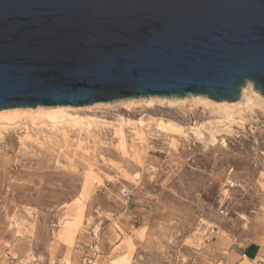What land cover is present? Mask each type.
<instances>
[{"label": "rangeland", "instance_id": "rangeland-1", "mask_svg": "<svg viewBox=\"0 0 264 264\" xmlns=\"http://www.w3.org/2000/svg\"><path fill=\"white\" fill-rule=\"evenodd\" d=\"M246 97L233 121L197 104L204 96L96 103L79 113L103 124L68 129L67 144L49 125L28 123L29 139L24 123L9 128L0 137V264L30 253L43 264H80L74 248L90 243L94 226L109 254L99 264H264V96L252 85ZM120 117L145 125L140 140L125 126V156L113 130ZM160 120L182 131L163 132ZM90 171L70 246L59 229ZM212 226L219 233L204 236Z\"/></svg>", "mask_w": 264, "mask_h": 264}, {"label": "water", "instance_id": "water-1", "mask_svg": "<svg viewBox=\"0 0 264 264\" xmlns=\"http://www.w3.org/2000/svg\"><path fill=\"white\" fill-rule=\"evenodd\" d=\"M264 96V0H0V111Z\"/></svg>", "mask_w": 264, "mask_h": 264}, {"label": "bare ground", "instance_id": "bare-ground-1", "mask_svg": "<svg viewBox=\"0 0 264 264\" xmlns=\"http://www.w3.org/2000/svg\"><path fill=\"white\" fill-rule=\"evenodd\" d=\"M249 87H252V85L248 84L247 87H245V89L243 90V93H242L243 98L237 102H227V101L216 102V101H213L207 97H204L205 99H197L196 103L197 104H203L204 106L210 107L213 111H216L217 113L221 114L224 119H228L229 121H233L235 111L241 106L242 100L247 98L246 97L247 96V89ZM184 100H187V98L181 99V100L177 99V102H185ZM250 100L251 99L248 98L246 102L248 103ZM140 101H142V100L130 98V99H128V102H129L128 107L133 106L134 104H138ZM147 103L149 104V106H150V104L153 105L152 104L153 101H149ZM87 108H90V107H87V106L86 107L38 106L37 108H17V109L2 110V111H0V137L3 138L6 131L9 128H12V127L16 128L19 124L24 123V125H25L24 129L27 133V138L29 139L30 128L27 126L28 123H30L33 126L39 125V124H41V125L45 124L47 126L49 125L54 130L57 129L58 131L59 130H61V132L63 131V138L65 140V143L67 144L66 138H67L68 129L78 128V127H81V129L83 127L84 128L85 127L92 128L95 125L97 126L98 124H103V122L100 123V121L95 117H91V116L85 117L86 115L83 116L79 113L80 110L87 109ZM120 118L121 119H119L120 120L119 123H117L118 125L113 127V130H114V135L118 140V148L122 152V154L125 156V155H128V148H127V142L128 141H127L125 126L129 125L132 128V131L134 132L135 138L140 140L143 138V134H145V132H144L145 125H144L143 120H140L138 122H136V121L134 122V121L129 120V119H124L123 117H120ZM156 127L158 129H161L163 132L164 131L167 132L169 130L175 131V132H181L182 131L178 128L177 124H175L174 122H165L163 120L157 121ZM197 130L195 131V134L196 135L198 134V136L201 135V133L199 131L200 129H197ZM37 139H38V137H37ZM93 175H94V173H92L91 171L87 174V178H86L87 183L85 184L84 189L81 192V196L78 199H76V201H75L76 202L75 203L76 204L75 214L74 215L72 214L73 216L71 217V219H70V217H69V219H66L61 224V227L59 229L58 234L60 236V239L64 240V242L70 246L73 245V242L76 238V235H77L78 231L81 230L80 228L83 226V223H84V213H85L84 212V203L90 195L91 190H90V185H89L90 182L89 181H90V179L93 178ZM121 264H130L129 257L123 258Z\"/></svg>", "mask_w": 264, "mask_h": 264}, {"label": "built area", "instance_id": "built-area-1", "mask_svg": "<svg viewBox=\"0 0 264 264\" xmlns=\"http://www.w3.org/2000/svg\"><path fill=\"white\" fill-rule=\"evenodd\" d=\"M217 226H212L207 228L203 235L206 237L215 236L219 233ZM91 241L87 245H77L74 248V251L79 255L80 264H98L97 259L102 254L100 250V241H101V229L97 226H94L90 230ZM247 255H243L245 259ZM43 258L35 253L28 254L22 261L21 264H43ZM47 264H57L55 260L48 259Z\"/></svg>", "mask_w": 264, "mask_h": 264}, {"label": "crops", "instance_id": "crops-1", "mask_svg": "<svg viewBox=\"0 0 264 264\" xmlns=\"http://www.w3.org/2000/svg\"><path fill=\"white\" fill-rule=\"evenodd\" d=\"M101 255L98 257V259H97V263L99 264V263H101V262H103V259H106V258H108L109 257V254L107 253V251L105 252V251H101ZM109 263V262H108ZM107 263V264H108Z\"/></svg>", "mask_w": 264, "mask_h": 264}]
</instances>
